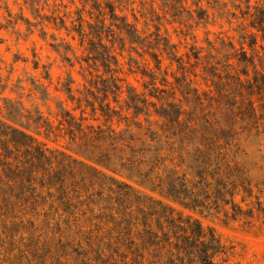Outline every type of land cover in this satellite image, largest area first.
Masks as SVG:
<instances>
[{"label": "trees", "instance_id": "trees-1", "mask_svg": "<svg viewBox=\"0 0 264 264\" xmlns=\"http://www.w3.org/2000/svg\"><path fill=\"white\" fill-rule=\"evenodd\" d=\"M93 1L98 23H88L92 28L88 33L80 17L81 24L75 30L82 43L89 41L91 57L100 61L109 76L96 81L97 92L91 91L94 101L88 97L85 101L94 114L99 111L107 122L117 118L126 127L85 124L83 109L77 117L62 106L61 129L79 143L90 163L59 149L45 148L36 136L13 123L17 116L22 117V111L11 103L6 107L8 118L0 117V216L17 218L29 212L38 216V205L48 202L59 215L56 223H65L71 237L63 241L64 230L58 228L63 256L70 254L66 249L73 242L75 259L82 256L84 264H94L88 255L92 252L107 264H222L218 258L227 257L229 248L216 232L206 230L197 218L184 216L162 198L200 213L224 211L232 217H253V208L245 209L235 199L240 191L252 195L246 165L238 160L236 140L242 134L264 133V63L257 49L263 48L259 39L264 41V5H251V0H240L237 5L249 16V26L254 30L247 26L242 29L239 47L223 39L221 57L212 52L202 54L194 46L185 60L178 54L177 45L159 32L154 43L141 36L135 23L117 13L114 1L104 0V6ZM32 8L42 18L34 4ZM107 15L111 20L108 26ZM61 26H65L63 20ZM113 26L122 34L123 46L128 41L131 47L141 43L155 49L149 54L156 70L161 71L163 53L171 64H177L181 75L172 73L171 82L166 70L158 86L156 70L142 69L143 75L150 77L145 85L148 94L129 85L127 97L120 103L124 92L117 75L120 62L104 41L107 32L114 35ZM209 44L214 48L211 41ZM198 76L208 89L199 87ZM72 81L65 88L73 101ZM37 86L44 97L48 96L46 88ZM177 93L182 99H176ZM77 103L81 108V99ZM37 112V128L45 125V133H52L50 122ZM96 164L125 174L161 198L107 175ZM257 203L258 210L264 212L261 202ZM28 221L34 225L33 219ZM106 227L107 236L103 233ZM63 256H58V264H77L63 261Z\"/></svg>", "mask_w": 264, "mask_h": 264}, {"label": "rangeland", "instance_id": "rangeland-1", "mask_svg": "<svg viewBox=\"0 0 264 264\" xmlns=\"http://www.w3.org/2000/svg\"><path fill=\"white\" fill-rule=\"evenodd\" d=\"M112 1L118 14L126 15L129 21L136 24L141 36L151 39L154 43L156 33L159 32L177 45L178 54L185 60H188L186 53H192L191 48L194 46L202 54L212 52L221 57L223 39L230 40L239 47L242 29L245 26L252 29L249 26V16L243 15L237 6L240 0ZM98 2L102 6L105 5L104 0ZM33 4L42 18L32 8ZM256 4L264 5V0H251V5ZM93 5V0H35V2L0 0V117L8 118L6 107L14 104L22 111V117L17 116L14 124L22 126L36 136L45 148L59 149L90 163L93 162L84 155L79 143L72 141L61 129L62 106L70 109L77 117L81 115L83 109L85 124H113L118 129L126 127V123L119 122L117 118L107 122L99 111L94 114L85 101L87 97L94 101L91 91L97 92L96 81L100 80V77L109 76L104 72L100 61L95 62L91 57L92 54L88 50L89 41L85 39L82 43L80 35L75 30V27L78 28L81 24L80 17L83 19V28L88 33L92 30L88 23L92 26L98 23L96 18L98 11ZM241 6L245 8L244 4ZM62 20L65 23L64 27L61 26ZM110 21L107 15V26ZM113 29L114 35L107 32V39L104 41L120 62V71L117 75L121 78L124 89L120 95V103H124L129 85L140 93L148 94L145 85L150 82V77L143 75L142 69L156 70V63L149 54L155 49H149L141 43H135L131 47L128 41L123 46L120 40L122 34L115 26ZM112 40L113 42H110ZM259 44L263 45V48L257 46V49L264 63V41L259 39ZM246 48L251 52L247 45ZM162 58L161 71L156 70L158 86H161L160 79L166 70L171 82H174L172 73L181 75L176 63L171 64L163 53ZM70 80H73L70 83L75 97L73 101L65 88V84ZM198 81L200 88L208 89L199 76ZM37 84L47 89L48 96L44 97L42 88ZM179 98L182 99V96L177 93L176 99ZM77 99H81V108H77ZM109 100L116 105L112 97ZM95 103L98 106V101ZM38 110L52 125V133H45V125L37 128L34 119L38 116ZM124 112L129 115L132 113L125 110ZM140 118L144 119V115ZM151 118L154 120L156 117ZM153 127L157 126L153 124ZM236 143L240 147L238 160L246 165L245 177L246 181L251 183L252 195L247 196L245 192L240 191L235 199L245 209L252 207L253 217L244 215L232 217L230 213L226 214L224 211L200 213L171 200L162 199L184 216L197 218L206 230L213 229L216 232L222 243L229 248L227 257L218 258L222 264H264V212L258 210L257 203L259 200L264 207V133H252L249 136L242 134ZM96 166L107 175L116 176L133 184L143 193L161 198L158 193L130 181L123 173H114L104 166L97 164ZM45 194L46 192L42 193ZM43 202L37 207V212L40 213L38 216H32L33 212L17 218L0 216V264H58V256L65 255L60 250L58 228L64 230L63 241L70 240L66 224L62 221L57 224L59 215L55 212V207L51 208L48 202ZM44 212H47L46 216ZM63 217L67 218V215ZM29 219L34 220V225L28 221ZM103 233L107 236V227ZM72 244L73 242L66 249V253L70 254L63 256L62 260L84 264L82 256L75 259ZM106 244L107 237L102 241L103 246ZM105 253L103 257L106 258L107 251ZM88 255L94 264H107V260L102 262L97 259L95 252ZM225 258L227 261L223 262Z\"/></svg>", "mask_w": 264, "mask_h": 264}]
</instances>
